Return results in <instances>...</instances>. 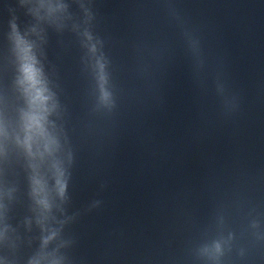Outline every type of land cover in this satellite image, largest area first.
Segmentation results:
<instances>
[{
    "label": "water",
    "instance_id": "1",
    "mask_svg": "<svg viewBox=\"0 0 264 264\" xmlns=\"http://www.w3.org/2000/svg\"><path fill=\"white\" fill-rule=\"evenodd\" d=\"M0 264H264V0H0Z\"/></svg>",
    "mask_w": 264,
    "mask_h": 264
},
{
    "label": "clouds",
    "instance_id": "2",
    "mask_svg": "<svg viewBox=\"0 0 264 264\" xmlns=\"http://www.w3.org/2000/svg\"><path fill=\"white\" fill-rule=\"evenodd\" d=\"M25 73H26V76L27 78L32 81L33 84L37 83L38 81L36 80V76H37V72L36 70L32 67V65L29 63V64H26L25 65V69H24ZM37 97L39 99H43V97L40 95V93L38 92L37 93Z\"/></svg>",
    "mask_w": 264,
    "mask_h": 264
}]
</instances>
